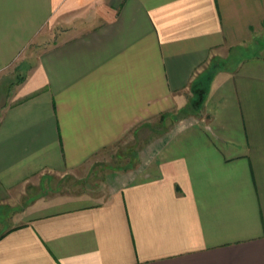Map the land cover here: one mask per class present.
Masks as SVG:
<instances>
[{"label":"crops","instance_id":"crops-1","mask_svg":"<svg viewBox=\"0 0 264 264\" xmlns=\"http://www.w3.org/2000/svg\"><path fill=\"white\" fill-rule=\"evenodd\" d=\"M263 36L264 0H0V264H264Z\"/></svg>","mask_w":264,"mask_h":264},{"label":"rangeland","instance_id":"rangeland-1","mask_svg":"<svg viewBox=\"0 0 264 264\" xmlns=\"http://www.w3.org/2000/svg\"><path fill=\"white\" fill-rule=\"evenodd\" d=\"M106 168L105 164H93L85 171L88 174L84 178H79V174L74 173L63 176L52 175L53 178L51 181H48V183L46 178L37 179V185L32 188H27L26 192H24L16 201L17 203L14 204V207H27L35 197L61 199L69 196L67 193H70L71 195V193L75 191H96V194L98 195L104 189L103 187L99 188V183L102 181V172L105 171ZM0 229H2L1 225Z\"/></svg>","mask_w":264,"mask_h":264},{"label":"trees","instance_id":"trees-1","mask_svg":"<svg viewBox=\"0 0 264 264\" xmlns=\"http://www.w3.org/2000/svg\"><path fill=\"white\" fill-rule=\"evenodd\" d=\"M198 102H199V100H198Z\"/></svg>","mask_w":264,"mask_h":264}]
</instances>
